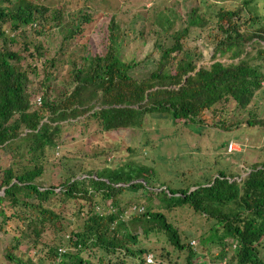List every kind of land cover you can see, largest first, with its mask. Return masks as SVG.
Instances as JSON below:
<instances>
[{"label":"trees","instance_id":"16d2710c","mask_svg":"<svg viewBox=\"0 0 264 264\" xmlns=\"http://www.w3.org/2000/svg\"><path fill=\"white\" fill-rule=\"evenodd\" d=\"M180 2L188 4L185 26L179 35L170 33L173 43L161 48L158 66L145 80L131 79L127 74L132 63L123 62L118 55L121 44L117 26L112 19L108 23L110 45L105 54L85 55L82 65L71 70L68 86L72 80L78 82L77 78L82 75L87 78V82L99 87L102 108L94 110L91 115L100 119L103 131L139 128L143 125L142 116L153 112L166 113L174 123L181 122L198 131L200 125L197 124L204 121V115L208 111L214 113L222 110L220 103L228 101L229 97L240 108L247 107L254 91L264 80V47L261 44L264 42V0H242L239 4H231V7L210 2L202 11L197 2ZM85 19L89 20L86 16ZM59 21V13L52 10L48 15V7L34 4L31 0H15L11 3L0 0V39L3 42L16 40L7 34L6 29H19L22 33L28 25L35 24L34 30L41 33L44 29L58 27ZM173 22L174 18L166 15L161 27L166 31L171 30ZM190 27H199L201 31L210 27L207 34L215 43L213 54L223 56L230 52V57H237L238 61L230 64L213 61L209 66L198 65L201 53L196 47H185L180 42V39L189 35ZM196 33V37L200 36L198 30ZM253 39H256V53L249 56L246 55L245 45ZM41 47L40 44L36 46L37 49ZM242 53L245 55L240 57ZM10 58H17V55L0 49V144L6 142L5 147H0V152L2 154V150L7 148L11 159L5 166L1 165L2 161L0 163V186H4L0 205L7 204L10 209L13 206L20 207L17 212L13 210V223L5 231L7 235L13 233L9 238L12 242L4 244L7 259L24 264L21 258L15 257L13 250L23 238L33 237L32 248L40 250V257L46 258V262L113 264L114 256L121 252L133 253L132 244L139 242L141 230L145 236L151 233L163 235L178 252L185 253L186 264H194L193 258L197 253L189 242H182L184 239L190 240V235L180 232L173 222L179 218L178 210L191 209L205 213L207 220L213 219L208 239L220 245L219 258L225 254L223 248L234 241L236 251L233 258L237 264H264V258H259L257 251L258 243L264 239V167H259L264 166V163H254L257 169L252 170L242 181H230L240 176V171L235 172L229 162L221 163V157L218 156L215 160V165L219 166L218 171H215L217 176H209L208 186L201 185L191 191L189 187L169 188L170 195L164 190L147 194L148 204L144 205L143 202V209L135 211L132 219L122 218V210L100 215L97 211L103 206V201L123 191L122 187H115L111 182L139 175L149 179L143 172H151L142 168L139 173L129 170L121 172L114 170L116 166L100 164L108 148L102 146L94 149L80 136L73 144L58 145L57 153L63 167L68 171L78 168L79 175L95 172L99 177H108L111 182L91 178L88 184L87 177L78 179L74 173L65 176L63 172L61 177L43 183V171L49 162L48 152L55 148L51 134L62 125L49 122L40 124L44 108L48 106L47 101L54 96L50 87L46 86L51 74L47 73L40 83L43 84L41 105L32 102L31 91L34 92L35 87L28 91L31 82H27L28 75L37 74V67L31 63L13 67L8 62ZM78 92V86L74 87L71 91L73 98ZM72 102L62 106L67 108ZM17 112L18 117H13ZM50 120L56 122L55 118ZM215 124L230 128L224 118H219ZM227 144V140L221 142V148L226 150ZM124 149L131 151L129 146ZM124 149L120 151L119 146H113L111 153H122ZM28 152L31 162L21 165L19 170L15 169L13 164L20 165L22 156ZM56 160L58 163V157ZM101 168L104 169L99 170ZM127 172L129 174L125 175ZM154 197L157 202H153ZM30 198L33 200L30 201ZM67 198L73 199L70 210L78 214V219L72 221L73 228L61 223L68 218L59 220L60 213L66 209L64 205ZM229 204V212H224L223 207ZM0 228L3 229V226ZM68 232L70 238L67 237ZM138 250L147 252L151 248L139 245ZM160 255L171 260L168 250ZM25 264H33L30 256Z\"/></svg>","mask_w":264,"mask_h":264},{"label":"rangeland","instance_id":"374dc122","mask_svg":"<svg viewBox=\"0 0 264 264\" xmlns=\"http://www.w3.org/2000/svg\"><path fill=\"white\" fill-rule=\"evenodd\" d=\"M11 3L15 0H5ZM34 4L48 7V15L55 10L60 14L58 27L51 30L44 29L41 33L34 30V25H28L23 32L19 29L7 31L8 35H13L16 39L9 45L11 50L18 52L21 60L20 65L26 66L28 63L37 67V74L28 75V91L33 87L43 89L40 85L47 73L51 74L46 86H49L51 92L56 96L60 103L63 101L65 93L71 89L68 86V78L72 69L81 66L82 57L85 55H104L110 45L108 23L112 22L117 26L119 33L120 48L118 55L123 62L132 63V68L127 69V74L131 79L138 81L145 80L158 66L157 60L161 55V48L169 46L174 39L170 33H177L185 26L186 9L188 4L181 3L180 0H31ZM199 3L200 10H204L210 2L225 4L231 7V4H239L242 0H192ZM166 15L174 18L172 29L166 31L161 26L164 25ZM85 16L89 20L85 19ZM163 21V22H162ZM9 28V25H6ZM38 28V27H37ZM77 29H80L77 32ZM210 27L201 29L199 27H190L191 32L186 38L180 39L185 47H196L201 53L198 65L209 66L213 61H221L224 64L236 63L238 58H231L230 52L220 56L214 53L215 43L208 36L207 31ZM251 29H255L251 27ZM196 30L200 36H195ZM74 34V35H72ZM256 39L249 41L245 45L246 55L252 56L256 53ZM26 42V44H25ZM41 45V55L36 50L37 45ZM264 47V42L261 43ZM27 47L26 49L24 47ZM185 50V49H184ZM32 53V56L29 53ZM175 53V51H173ZM183 54H181L182 56ZM242 53L240 57L244 56ZM53 61V64H52ZM78 101L81 105L75 114L68 119V125H65L59 135L53 136L55 148L48 152L49 162L45 165L42 182L47 183L49 179H57L64 172L65 176L75 174L80 178L78 168L68 171L63 167L57 153L58 145L69 143L73 144L80 136L87 144H91L94 149H100L102 146L108 148L105 159L102 162L108 166H116L114 170L125 172L132 166L141 167L151 174L143 172L144 175L154 179V183L145 182L146 188L140 185L137 188L126 187L127 191L137 189L144 194L158 193L165 188H186L191 189L203 182L209 176H217L219 166L215 165L218 156L221 157V163H231L230 167L235 172H241L242 168H247L252 162L264 163V80L251 97L247 107L240 108L237 103L228 98V101H222L218 110L214 113L208 111L204 115V121L198 122L200 129L195 131L190 125L184 123H174L166 113H149L142 116L143 125L139 128H121L118 130L103 131L100 119L91 115L92 111L102 108L100 104L99 87L94 86L90 81L87 82L85 76L80 75L78 78ZM44 83V82H43ZM173 87V85H172ZM32 99H36L41 91H31ZM145 100L141 103H144ZM76 105L71 106L73 110ZM219 118H224L225 124L230 128H221L215 124ZM196 125V126H197ZM234 141L242 147L240 153L233 151L227 152V149L221 148V142ZM148 141V142H146ZM1 145L0 147H5ZM113 146H119L120 151L126 146L131 151L124 149V152L114 154ZM91 154L90 151H87ZM10 151L6 148L0 152V163L5 166L10 162ZM20 165L13 164V167L19 170L21 165L27 164L31 158L30 153H25ZM58 157V164L56 158ZM108 158H111L108 161ZM31 162V161H30ZM5 164V165H4ZM98 164L99 168L101 165ZM128 164V167L125 166ZM222 164V167L225 165ZM0 165V166H1ZM147 166L148 169H145ZM245 166V167H244ZM264 167V166H259ZM64 168V169H63ZM106 168V167H104ZM101 168L99 170H102ZM137 172V171H136ZM116 173V172H115ZM114 173V174H115ZM243 173V172H241ZM246 173V170H244ZM127 175V173H125ZM242 177V176H241ZM238 177V181L243 178ZM58 189V188H57ZM165 191V190H164ZM0 195L3 190L0 188ZM119 201V206L111 203V200L103 201L104 210L108 205L113 208L121 207L122 203L127 201H136L142 207L148 204L147 197H133L126 191H121L114 197ZM146 198V199H145ZM33 199L30 198V201ZM157 202V198H153ZM74 202L72 198L65 200L66 209L59 216L62 217V224H68L71 228L72 221L77 220V215L70 210ZM230 204L223 207L224 212H229ZM14 211L20 210V207L13 206ZM164 212V211H163ZM179 218L174 220L175 226L180 232L184 231L190 235V240L184 239L182 242L187 243L195 239L194 249L202 257L203 261H210L216 258L219 253L220 245L215 240L208 239L210 223L213 219H205V213L193 211L191 209L178 210ZM185 215V216H183ZM204 216V218H203ZM9 227L6 226L5 230ZM73 228V227H72ZM52 229H49V231ZM70 232L67 237L70 238ZM7 232L0 230V264H20L15 260L10 261L6 258L4 244L12 242ZM52 234V233H51ZM32 238L25 237L13 250L14 255L21 258L25 264L28 254L31 256L38 250L32 248ZM133 246L150 247L154 250L159 264H185V254L178 252L163 235L151 233L145 236L142 231L139 232V242L133 243ZM153 249V250H152ZM168 250L171 253V260L165 255H160ZM173 251V253L171 252ZM258 257L264 258V250L258 249ZM33 252V253H32ZM161 252V253H160ZM97 253V251H96ZM36 256L38 253H35ZM86 255V254H85ZM96 256V254H94ZM155 258V257H154ZM196 258V257H195ZM194 258V259H195ZM218 261V259H215ZM126 259H122L119 254L118 259H113V264H122ZM208 261V262H209Z\"/></svg>","mask_w":264,"mask_h":264},{"label":"clouds","instance_id":"9594fccd","mask_svg":"<svg viewBox=\"0 0 264 264\" xmlns=\"http://www.w3.org/2000/svg\"><path fill=\"white\" fill-rule=\"evenodd\" d=\"M7 31H9V30L6 29V32ZM10 36H13V35H10ZM0 43H1L0 44V49H3L6 52L15 53L17 55V58H10V59H8V62L13 67H15L17 65L20 66L19 62H20L21 58H20L18 52L15 51V50H11V48H9V45H11L14 42H12L10 40L8 42H3L0 39ZM36 50H37L38 53L40 52V49H37L36 48ZM29 54H31V56H32V53L31 52ZM52 63H53V61H52ZM44 78H45V76H44ZM71 82H72V84H71V90H69L67 93H65L64 99H63V101L61 103L56 100V96H52L47 101L48 106L44 108V112H43V116H42L43 118L41 119V123L40 124H42L43 122H49L50 124H54V125L62 124V125L59 126L60 129L58 131H55L54 133L51 134L52 140H53V136L54 135H59V133L61 132V129L65 125H68V119L72 117L73 113L75 114V112L77 111L78 107L83 106L78 101V97L79 96L78 95H75L74 98H73L72 93H71V91L74 90V87L76 88L78 86V82H76L75 80H72ZM35 91H42V89L38 88L36 90V88H35ZM40 95L36 99L35 98L34 99H31L32 102H36V103H38V104L41 105V99H40L41 96ZM72 100H74V103L72 102ZM66 102H72L71 106L72 105H76V107L73 110H71V106H69L67 108H64L62 106V104L66 103ZM72 111H73V113H72ZM18 115H19V113L18 114H15L13 117H18ZM51 118H55L56 119V122H52L50 120ZM22 130L28 131V129H26V128H22ZM230 142L235 143L238 148L229 149L228 146H229V143ZM5 144H6V142L4 141L3 143L0 144V146L1 145H5ZM52 144H54V141H53ZM241 150H242V147H241V145L239 143H236V142H234L232 140H230L228 142V144H227V152L228 153H231L233 151L234 152L236 151L237 154H238V153L241 152ZM110 160H111V158H108V161H110ZM56 162H57V160H56ZM254 163H256V162H254ZM254 163L252 165L249 164L247 168L245 166H244L245 168H242L241 167V172H243V173L240 172V176H238V177H241L242 176L241 178H245V177L248 176V174L252 170L257 169V167L254 168ZM125 166L128 167V164H125ZM140 168L141 167L132 166V167L128 168L127 170L132 171L134 173H139ZM145 168H147V166ZM244 170H246V173H244ZM128 174L129 173L127 172V175ZM216 175H217V173H216ZM97 176H98V174H96L95 172H93L92 174H90V173L88 174V173L85 172V173L81 174L80 179L81 178H84V177H87L88 178V181L86 183H88V184L91 183V180H89L91 178H94V179H102L106 183L111 182L108 179V177H99V176L97 177ZM214 177L215 176H213V174H212L211 175V178H214ZM238 177L231 178L230 181H232L233 179H237ZM206 179L202 183L199 182L200 184L195 185L192 189L189 187V191L194 190V189L200 187L201 185L202 186H208L209 183L206 181ZM13 180H15V179H13ZM149 180L154 183V179H152L151 177H149ZM145 182H149V181L143 175H139V176H133L132 179L124 178L121 181H116V182H111V183L115 187H122L123 188V191H126L127 194H130L133 197L140 198V197H145L147 195V192H146V194H144L142 192H138L137 189H134V190H131V191H127L125 188L126 187L137 188L140 185H142V186H144L146 188ZM134 184H137V185L136 186H133ZM0 188H2L3 194H4V186H0ZM168 189L169 188H165V189H161V190H165V192L168 195H170V192H169ZM88 190L90 191L89 188H88ZM57 191L59 192L60 189L58 188ZM116 194L117 193L114 194V196L112 197V199H106V200H111V203L119 206V201L114 198L116 196ZM138 205H140V204L138 202H136V201H133V200L132 201H127V200H125L122 203V208L121 207H117V208H113L112 209V205L111 206L108 205V209L107 210H104L103 209L104 205H103L102 207H99L98 208L97 213L100 214V215L106 216V215H109L110 213L115 212L116 210L117 211L118 210H122L123 211V213L121 215L122 218H130V219H132L133 213L135 211H141L143 209V207H139ZM12 212H13V209H10L7 206V204L0 205V226H3V229L0 228V230L6 231L5 230V227L6 226L9 227L13 223V214H12ZM195 241H197V240H195V239L191 240V242H189V245L196 252V250L194 249V247H196L195 244H194ZM263 241H264V239H261L260 242L257 245L258 249H260V250H264ZM58 250H60V248H58ZM223 250L225 252V254L223 255V257H220L219 258L218 257L219 253H217L215 259H218V261H216L215 259H211L210 261L208 260L209 262L208 261H203L202 260V257L200 255H198V253L196 252L197 253V255L195 256L196 258L195 257H194L195 259L193 258L194 264H237L236 259L233 258V256L235 255V251H236V243L233 241L230 246L224 247ZM35 253H38L37 256H36ZM35 253L33 254V256H31V253L28 254V256L31 257V261L33 262V264H50L52 262H54V263L57 264V262H55V261L46 262V258L40 257V250H38ZM120 254H122V259H123V257H124V259H126V261L125 262H122V264H133V263H136V264H159V262H157L155 260V259H158L159 258L158 256L155 255V252H153L151 250H149L147 252L139 251L138 250V246H134V251H133L132 254L131 253H126V252H121ZM16 256L17 255H15V257ZM118 256H119V254L116 255V256H114V258H117L118 259ZM168 260H170V259H168ZM117 264H119V262H117ZM185 264H186V260H185Z\"/></svg>","mask_w":264,"mask_h":264},{"label":"built area","instance_id":"2783aa9c","mask_svg":"<svg viewBox=\"0 0 264 264\" xmlns=\"http://www.w3.org/2000/svg\"><path fill=\"white\" fill-rule=\"evenodd\" d=\"M228 147H229V149H235V148H238V147L236 146V144L233 143V142H230ZM50 264H56V263L52 262V263H50Z\"/></svg>","mask_w":264,"mask_h":264}]
</instances>
